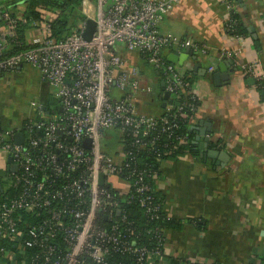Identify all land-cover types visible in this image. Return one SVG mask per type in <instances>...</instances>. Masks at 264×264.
<instances>
[{"label":"built area","instance_id":"1","mask_svg":"<svg viewBox=\"0 0 264 264\" xmlns=\"http://www.w3.org/2000/svg\"><path fill=\"white\" fill-rule=\"evenodd\" d=\"M179 1L96 0L92 12L84 11L86 19L97 22L90 40L83 37L86 20L70 35L55 39L51 23L58 11H45L41 21L32 20L39 31L33 46L17 52L11 44L20 22L27 20L0 5V72L15 71L23 63L33 66L56 90L62 106L49 117L44 105L38 106L43 116L26 121L22 144L15 141L17 131L0 127V153L18 167L0 175L7 179L0 203V264H148L163 256L164 230H156L152 243L145 242L123 203L136 201L150 219L165 214L151 184L160 169L139 159V153L148 147L161 157L159 146L167 147L169 138L188 141L187 135H176L178 114L197 109L191 81L163 50L191 48L208 54L209 47L159 31L164 15ZM119 43L160 72L173 99L163 114L138 110V93L151 88L117 52ZM237 53L222 50L230 57ZM244 69L264 88V76L253 65ZM182 91L189 97L178 104ZM109 129L120 143L115 154L102 150L101 138Z\"/></svg>","mask_w":264,"mask_h":264},{"label":"crops","instance_id":"2","mask_svg":"<svg viewBox=\"0 0 264 264\" xmlns=\"http://www.w3.org/2000/svg\"><path fill=\"white\" fill-rule=\"evenodd\" d=\"M89 1L84 0L85 12L95 9L96 0ZM13 10L22 15L25 7L18 5ZM233 12L241 17L246 35L236 37L228 32ZM159 31L209 47L208 54L192 49L194 54L188 57L186 48H166L163 53L191 81L197 109L189 127L202 128L204 121L213 122V147L225 150L229 157L223 167L201 156L192 144L198 134L194 131L192 152L162 162L156 189L165 215L175 226L164 230L163 256L148 264H264V98L256 77L244 69L251 64L264 76V0H180L164 15ZM37 37L39 31L34 27L27 31L29 44ZM223 49L238 53L230 57L222 54ZM116 50L127 66L139 69L142 84L151 88L138 93V110L163 114L160 96L165 88L160 72L139 52L120 43ZM230 58L235 63L226 65ZM220 68L229 77L217 85L213 74ZM12 76L28 78L37 86L47 101L43 104L47 117L61 112L56 90L41 79L36 68L23 63L15 71L0 72L1 128L23 131L31 119L21 108L12 116L6 114V98L14 93ZM51 96L58 98V104L49 102ZM8 159L0 153V175L8 169Z\"/></svg>","mask_w":264,"mask_h":264},{"label":"trees","instance_id":"3","mask_svg":"<svg viewBox=\"0 0 264 264\" xmlns=\"http://www.w3.org/2000/svg\"><path fill=\"white\" fill-rule=\"evenodd\" d=\"M83 3L84 0H7L5 3L0 1V5H4L7 8H13L18 5H24L25 7L23 17L27 21L20 22L19 26L17 27V40L15 43L11 44V51L17 52L33 46V44H29L27 41V31L34 27L32 25V20L41 21L43 19L45 11H58L51 23L52 37L60 40L70 35L82 22L86 20L87 15L83 10ZM228 28V32L233 36H242L248 33L247 28L243 25L241 17L237 12H233V21L230 23ZM259 88L262 92V97L264 98V88L261 86ZM188 97L189 94L185 93V91H182L180 99L177 100L178 104H182L187 101ZM165 110L166 109H164L163 113ZM194 114L195 111H190L188 108H185L178 114L179 127L176 129V135H187L188 141L184 142L181 139L169 138V145L167 147L162 145L163 143L159 146L161 157H157V155H155L151 150H149L148 147H146L140 151L139 159L148 161L154 169H160L163 161L174 159L184 155L186 152H192L194 149L190 143L192 133L189 131V124L190 119ZM111 151L112 149L110 152ZM2 177L0 176V203L2 202L4 194L2 192V185L5 183V181L1 179ZM151 184L156 189L155 180H152ZM154 194L158 199L160 198L158 190H155ZM123 207L128 212L129 218L132 219L135 222V225L143 232L145 242H153V235L155 234L156 230H162L163 232L165 228L175 226L173 220L167 218V216L163 213H160L158 219H150L147 215H145L144 209L136 201L131 203H123ZM149 229L152 230L148 232ZM18 257H20V255H18ZM118 259L125 258L118 257ZM157 260L158 259H152V262L155 263ZM262 261H264V258H262ZM171 262L174 263L173 260H171Z\"/></svg>","mask_w":264,"mask_h":264},{"label":"water","instance_id":"4","mask_svg":"<svg viewBox=\"0 0 264 264\" xmlns=\"http://www.w3.org/2000/svg\"><path fill=\"white\" fill-rule=\"evenodd\" d=\"M0 20H1V11H0ZM96 24L97 22L93 19V18H87L86 19V27L85 30L83 32V37L86 40H90L95 32L96 29ZM255 37V36H254ZM184 54L186 55V57H188L190 54L193 55L194 51L190 48H186L184 51ZM170 59L174 60L172 57H170ZM217 62V60H216ZM218 63V62H217ZM235 63L233 58L227 59L225 61L226 65H233ZM214 79L217 83V85L221 84V81L223 79H228L229 75L228 73L224 74L223 73V69L220 68V70L215 71L214 74ZM164 85V83H163ZM160 99L163 101L162 102V106L166 107V105L169 103H173V99L171 98V94L167 91H165L163 93V95L160 96ZM212 125L213 122L210 121H204V125L202 126V128H199L197 125H193L190 127V132L193 133L195 131L198 132V134L195 136L194 140H192V144L193 145H197L200 155L203 157H210L212 159H214V162L217 165H221V166H225L226 165V160L229 157L228 154L226 153L225 150L220 149L218 147H213L214 143L211 141V137L214 135L213 130H212ZM25 140V134L24 131H19L16 133V138L15 141L18 144H22L24 143ZM90 143L91 140L89 138L85 139V146L86 147H90ZM12 161V157H9L8 159V163L10 164ZM9 169L11 171H17L18 167L17 165H11L9 166ZM105 182V177L104 174L101 173L100 175V184L103 185ZM118 213H120V210L118 211Z\"/></svg>","mask_w":264,"mask_h":264},{"label":"rangeland","instance_id":"5","mask_svg":"<svg viewBox=\"0 0 264 264\" xmlns=\"http://www.w3.org/2000/svg\"><path fill=\"white\" fill-rule=\"evenodd\" d=\"M1 2H6L7 0H0ZM90 4L93 2L89 1ZM13 84L11 87L14 90L13 94H10V99L8 100V107L6 108V114L12 116L15 109H20L23 111H28L30 113V118L42 117L43 115L39 113L38 106L46 104L45 97L37 91L38 88L32 82L30 83L28 78H15L12 76ZM51 103L58 104V98L56 96H51ZM117 134L114 130H106L101 138L102 150L104 152L115 154L120 148V143H117ZM112 151L110 152V150ZM7 180V179H5ZM4 180V181H5Z\"/></svg>","mask_w":264,"mask_h":264}]
</instances>
